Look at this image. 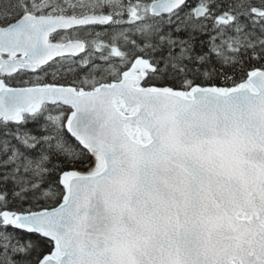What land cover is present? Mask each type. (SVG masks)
<instances>
[{"label": "snow or ice", "instance_id": "1", "mask_svg": "<svg viewBox=\"0 0 264 264\" xmlns=\"http://www.w3.org/2000/svg\"><path fill=\"white\" fill-rule=\"evenodd\" d=\"M0 264H264V0H0Z\"/></svg>", "mask_w": 264, "mask_h": 264}]
</instances>
